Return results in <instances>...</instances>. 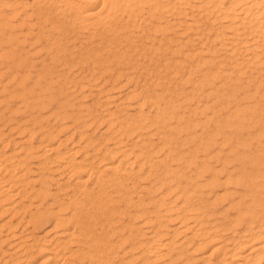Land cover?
<instances>
[{"label":"bare ground","instance_id":"bare-ground-1","mask_svg":"<svg viewBox=\"0 0 264 264\" xmlns=\"http://www.w3.org/2000/svg\"><path fill=\"white\" fill-rule=\"evenodd\" d=\"M0 218V264H264V0H0Z\"/></svg>","mask_w":264,"mask_h":264},{"label":"rangeland","instance_id":"rangeland-1","mask_svg":"<svg viewBox=\"0 0 264 264\" xmlns=\"http://www.w3.org/2000/svg\"><path fill=\"white\" fill-rule=\"evenodd\" d=\"M91 97H92V96H87V97H86V100H88L89 102H91V101H92ZM89 98H90L91 100H90ZM6 216H7V215H4L3 217H6ZM3 217H1V218H3ZM1 218H0V219H1ZM39 229H40V230H39ZM39 229H38V230L36 229V233H41V232H42V229H41V228H39ZM40 231H41V232H40Z\"/></svg>","mask_w":264,"mask_h":264}]
</instances>
